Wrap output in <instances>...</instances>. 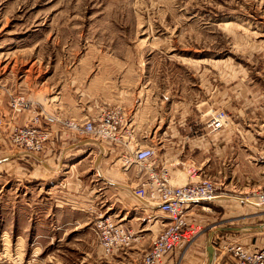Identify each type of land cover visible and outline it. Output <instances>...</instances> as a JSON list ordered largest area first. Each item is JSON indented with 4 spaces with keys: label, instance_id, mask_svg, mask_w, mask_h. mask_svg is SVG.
I'll return each mask as SVG.
<instances>
[{
    "label": "rangeland",
    "instance_id": "rangeland-1",
    "mask_svg": "<svg viewBox=\"0 0 264 264\" xmlns=\"http://www.w3.org/2000/svg\"><path fill=\"white\" fill-rule=\"evenodd\" d=\"M0 83L47 112L92 119L120 111L131 125L130 151L151 146L158 158L172 131L206 128L220 111L226 126L255 117L264 130V0H0ZM249 85L261 96L255 116L245 100L255 94ZM94 146L114 158L106 154L92 170L77 167L51 181L32 160L9 161L0 149V264H133L137 247L159 234L160 222L150 230L140 220V228L131 226L144 236L138 245L103 255L95 218L118 223L121 205L117 190L97 180L99 169L128 180L130 169L137 172L123 171L118 145ZM252 191L218 190L240 216L235 227L262 223L256 218L264 212L241 202ZM248 237L264 244V231L238 238ZM192 242L190 236L183 253ZM193 249L186 258L205 264L203 248Z\"/></svg>",
    "mask_w": 264,
    "mask_h": 264
},
{
    "label": "crops",
    "instance_id": "crops-1",
    "mask_svg": "<svg viewBox=\"0 0 264 264\" xmlns=\"http://www.w3.org/2000/svg\"><path fill=\"white\" fill-rule=\"evenodd\" d=\"M249 86L255 93L253 91L256 88L255 85ZM5 91L7 94L12 93L4 86L0 99V110L5 124L0 134V149L9 154L6 157L9 161L30 159L35 162L42 174L46 175L44 180L51 181L53 175H64L76 170L77 167L80 169L86 167V169L92 170L98 159L99 162H102L106 154L110 155L109 158H114L113 152L108 153L109 151L107 152L104 148L101 151L97 146L93 147L90 142L91 138L88 136L69 135L56 127L51 128L53 132L51 140L37 154L28 155L21 150L10 148L7 143L10 130L29 121L31 113L12 115L9 108V97L8 95L3 97ZM245 97L248 110L252 112V116H255L257 110L255 103L261 96L257 92ZM260 108H262L261 104ZM41 109L50 116L73 118L79 121L89 119L88 115L77 119L61 115V113L58 114L55 110L47 112L42 106ZM256 126V118L254 117L247 120L246 123L240 120L231 121L228 126L216 133H210L207 127H200L197 124L194 127H188V130L182 135L172 131L170 144L163 145L164 150L159 153V160L165 163L169 170L170 181L173 183L184 184L189 181V177L192 175L198 178L212 179L218 185L219 190L221 189L225 193L247 194L249 191L261 187L264 180V130L261 128L262 124L259 127ZM95 148L98 152H95ZM132 170L130 169L127 173L131 174V178L128 180L127 175L123 172H114L112 169L103 172L99 169L100 176L98 175L99 179L97 180L102 185H110L117 190L121 205L118 213L115 214L118 223L136 229L140 228V223H138L140 220L146 223L144 228L148 229L155 228L158 222L164 221L166 223L167 219L158 207L146 204L134 197L132 191L137 182L140 181V177L136 176L137 174ZM110 173L116 177V181L112 180ZM105 189V191L101 190L104 203H106L109 195V188L105 187ZM52 190L51 188L50 191ZM221 195L224 196L225 194L221 193ZM125 196H128L130 201H125ZM223 196L213 203H197L185 207L188 210L185 235L187 237L189 234V236L168 252L159 264H191V261L186 258L185 252L191 253L192 248H194L193 251L199 253L203 248L202 253L206 255L205 260L207 261L208 244L212 246L214 253V258L210 264H217L220 261L224 264H232L231 257L220 253L222 247L229 243H237L249 253L264 247V244L251 243L249 237V239L242 241L238 238L240 234L263 232L264 216L259 215L256 218L258 222H262L256 227L248 226L252 223H243L244 225L241 227H235L234 223L239 220L240 216L231 215V212L235 210L234 207H231L233 206L232 201ZM202 208L206 209L203 210ZM130 214L132 215L129 216ZM255 214L258 213L255 212ZM192 229H195V234L191 233ZM153 234L152 232L149 233V240L154 238ZM190 236L193 242L187 246V250L183 253ZM146 242L137 249L142 252L147 251L150 247V241L147 240ZM205 263L207 264V262Z\"/></svg>",
    "mask_w": 264,
    "mask_h": 264
},
{
    "label": "built area",
    "instance_id": "built-area-1",
    "mask_svg": "<svg viewBox=\"0 0 264 264\" xmlns=\"http://www.w3.org/2000/svg\"><path fill=\"white\" fill-rule=\"evenodd\" d=\"M3 89L4 85L0 83V99ZM9 108L12 115L31 113L29 121L13 127L7 136L9 147L21 150L24 154L39 153L51 140L52 127L69 135L88 136L91 138V144L105 142L118 145L123 150L119 157L123 170L132 166L136 168L137 175H140L139 184L132 191L134 197L158 207L167 219L166 223L160 222L161 231L147 251L135 256L133 264H159L168 252L187 238L185 233L188 210L185 207L197 203H213L222 198V195L218 194L217 184L209 178L190 175L186 183L173 185L169 170L165 163L159 160L154 147H137L130 151L133 142L131 125L127 122L125 114L120 111L101 110L97 117L84 121L61 118L48 115L20 93L9 95ZM226 123L227 115L220 111L211 118L206 127L210 133H216L225 128ZM4 124L0 110V134ZM241 202L264 212V185L249 193ZM110 218L100 214L93 224V232L105 257L133 249L144 239L141 232H134L130 226L115 223ZM194 230L192 229L191 233L195 234ZM221 251L231 257L232 264H264V247L249 253L241 245L229 243L223 246ZM217 264L224 263L220 261Z\"/></svg>",
    "mask_w": 264,
    "mask_h": 264
},
{
    "label": "water",
    "instance_id": "water-1",
    "mask_svg": "<svg viewBox=\"0 0 264 264\" xmlns=\"http://www.w3.org/2000/svg\"><path fill=\"white\" fill-rule=\"evenodd\" d=\"M214 258L213 248L210 244L207 245V264H210ZM206 264V263H205Z\"/></svg>",
    "mask_w": 264,
    "mask_h": 264
}]
</instances>
